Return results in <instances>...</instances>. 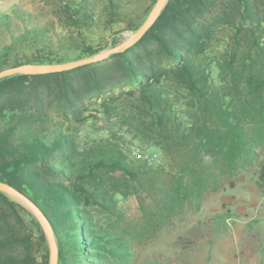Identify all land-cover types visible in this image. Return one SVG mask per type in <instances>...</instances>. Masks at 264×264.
Here are the masks:
<instances>
[{
  "label": "trees",
  "instance_id": "obj_1",
  "mask_svg": "<svg viewBox=\"0 0 264 264\" xmlns=\"http://www.w3.org/2000/svg\"><path fill=\"white\" fill-rule=\"evenodd\" d=\"M51 1L61 6L64 29L81 36L94 27L93 0ZM123 1L104 0L100 20L110 24L122 18L126 14ZM149 2L137 22L129 19L127 30L140 28L156 0ZM40 28L24 25V35L12 38L18 43L27 37L38 38L32 41V53L12 56L14 43L0 45V71L63 62L57 59L59 53L52 51L50 39L49 43L41 41ZM216 33L223 36V58L216 62L217 67L236 79L234 89L240 88L239 74H243V112L255 122H264V0H168L134 45L102 62L63 72L14 74L0 79V181L22 193L43 213L54 235L57 264H114L107 259L120 261L125 254L123 243L112 239L116 235L96 228L92 207L107 209L91 185L97 171H119L132 180L151 181L163 169L145 163L128 167L124 154L120 150L106 152L103 141L78 152L67 134L46 125L47 101H54L56 115L67 117V110L74 109L84 96L97 98L107 88L120 84L135 90L151 109L155 103L154 85L173 82L193 98L202 116L215 120L208 142L214 140L217 153L232 166L252 153L254 139L242 119L237 115L228 118L232 115L228 106L218 103L216 96L214 100L207 96L209 71L198 63V58ZM98 52L85 45L80 57H93ZM260 102L261 108L251 107ZM258 185L264 186V162ZM191 193L193 189L181 179L167 187L173 202L181 203ZM0 264H48L46 242L38 224L23 206L1 191Z\"/></svg>",
  "mask_w": 264,
  "mask_h": 264
},
{
  "label": "rangeland",
  "instance_id": "obj_2",
  "mask_svg": "<svg viewBox=\"0 0 264 264\" xmlns=\"http://www.w3.org/2000/svg\"><path fill=\"white\" fill-rule=\"evenodd\" d=\"M103 2L93 0L95 25L77 36L70 28H63L58 2L0 0V45L14 43L12 56L32 53V41L38 38L27 37L22 43L12 38L24 35V25L36 24L41 27V41L49 43L50 39L52 51L59 53L57 59L63 61L59 64L77 61L84 59L80 51L85 45L99 50V54L133 36L136 31L126 29L129 19L137 22L150 3L124 0L126 14L105 24L99 18ZM66 39L69 42L65 43ZM222 40L223 36L216 33L198 63L209 71L207 96L213 100L216 96L218 103L228 106L232 112L228 118L237 115L242 119L254 139L252 153L232 166L217 153L214 140L208 142L215 120L202 116L193 98L173 82L154 85L151 109L135 90L120 84L97 98L84 96L74 109L67 110V117L56 115L54 101H47L46 125L67 134L78 152L103 141L106 152L120 150L124 154L128 167L145 163L163 169L151 181L132 180L119 171H97L91 185L107 209L92 207L96 228L116 235L112 239L123 243L125 249L120 261L109 257L108 263L264 264V186L258 185L264 162V122H255L243 112V74H239L240 88L234 89L236 79L217 67L216 62L223 58ZM261 106V102L251 105L256 109ZM177 179L193 189L181 203L173 202L167 194V187ZM17 203L38 224L49 264L41 225L28 207Z\"/></svg>",
  "mask_w": 264,
  "mask_h": 264
},
{
  "label": "water",
  "instance_id": "obj_3",
  "mask_svg": "<svg viewBox=\"0 0 264 264\" xmlns=\"http://www.w3.org/2000/svg\"><path fill=\"white\" fill-rule=\"evenodd\" d=\"M167 1L168 0H156L146 20L140 26V28L135 32L133 36L123 41L122 43L106 51L99 53L98 55H95L89 58L80 59V60L73 61V62H69V63H64V64H57V65L28 64V65H22V66H18L14 68H8V69H4L0 71V79L6 76L14 75V74L36 75V74L63 72V71H68V70H71V69H74V68H77L83 65L100 62L108 58L110 55L119 53L125 50L126 48L134 45L145 34V32L152 26V24L155 22V20L159 16L161 10L163 9ZM0 191L8 195L14 201L24 204L34 214L39 224L41 225L44 231L45 237L47 239L48 248H49V264H57V247H56L54 235L50 227V224L48 223L43 213L26 196H24L22 193H20L19 191L14 189L12 186L8 185L7 183L0 181Z\"/></svg>",
  "mask_w": 264,
  "mask_h": 264
},
{
  "label": "bare ground",
  "instance_id": "obj_4",
  "mask_svg": "<svg viewBox=\"0 0 264 264\" xmlns=\"http://www.w3.org/2000/svg\"><path fill=\"white\" fill-rule=\"evenodd\" d=\"M16 198V197H15ZM18 199V198H17Z\"/></svg>",
  "mask_w": 264,
  "mask_h": 264
},
{
  "label": "built area",
  "instance_id": "obj_5",
  "mask_svg": "<svg viewBox=\"0 0 264 264\" xmlns=\"http://www.w3.org/2000/svg\"><path fill=\"white\" fill-rule=\"evenodd\" d=\"M154 157V156H153Z\"/></svg>",
  "mask_w": 264,
  "mask_h": 264
}]
</instances>
